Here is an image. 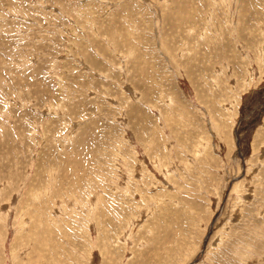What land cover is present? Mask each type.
<instances>
[{"label":"rangeland","instance_id":"374dc122","mask_svg":"<svg viewBox=\"0 0 264 264\" xmlns=\"http://www.w3.org/2000/svg\"><path fill=\"white\" fill-rule=\"evenodd\" d=\"M0 264H264V0H0Z\"/></svg>","mask_w":264,"mask_h":264}]
</instances>
